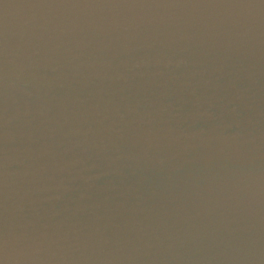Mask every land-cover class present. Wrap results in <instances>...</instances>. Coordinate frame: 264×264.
Listing matches in <instances>:
<instances>
[{
    "label": "water",
    "instance_id": "water-1",
    "mask_svg": "<svg viewBox=\"0 0 264 264\" xmlns=\"http://www.w3.org/2000/svg\"><path fill=\"white\" fill-rule=\"evenodd\" d=\"M0 264H264V0H0Z\"/></svg>",
    "mask_w": 264,
    "mask_h": 264
}]
</instances>
